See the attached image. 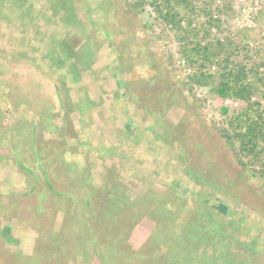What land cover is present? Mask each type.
Masks as SVG:
<instances>
[{"label": "rangeland", "instance_id": "obj_1", "mask_svg": "<svg viewBox=\"0 0 264 264\" xmlns=\"http://www.w3.org/2000/svg\"><path fill=\"white\" fill-rule=\"evenodd\" d=\"M260 125L264 0H0V264H264Z\"/></svg>", "mask_w": 264, "mask_h": 264}, {"label": "trees", "instance_id": "obj_2", "mask_svg": "<svg viewBox=\"0 0 264 264\" xmlns=\"http://www.w3.org/2000/svg\"><path fill=\"white\" fill-rule=\"evenodd\" d=\"M169 1V0H168ZM153 5H156V2H152ZM157 10L161 13V15L169 22H174L176 20V15L172 14V12L167 11L165 14H162L163 12L160 11L159 9L161 8V4H159L158 6H156ZM190 50V49H188ZM193 50V49H192ZM196 53L198 54L197 56H195V61H198V58L200 57V55L202 54L205 58H208L209 56H217L215 55V53H213V51L208 47H200L199 45H197V48H195ZM185 53H187V51H185ZM198 57V58H197ZM190 60L192 59V56L189 55ZM228 65H226L225 69H223L222 73H225V78H227L228 80H222L219 82V86L217 88H215L218 91V94L224 97H234L235 99H240L243 100L244 102L250 103V98L252 93L256 90V87L254 86L255 84H252V87H249L247 85H239V83H237L238 85L236 87H234V85L229 82L231 73L230 71H228ZM221 73V74H222ZM245 74V70L244 68H241L238 73H237V80H240L241 78H243ZM256 77L258 76V70H255ZM214 74H211L210 76H207V74H204L202 76V78H204V80H210L214 77ZM259 82H262V79H259ZM244 115V114H243ZM262 125H260V128L262 129ZM264 131V129H262ZM258 131V130H257ZM260 132V131H258ZM226 138H230V135H226ZM262 152V151H261Z\"/></svg>", "mask_w": 264, "mask_h": 264}]
</instances>
